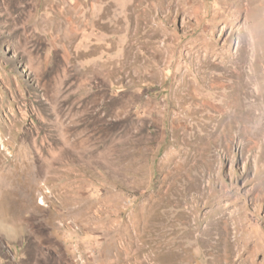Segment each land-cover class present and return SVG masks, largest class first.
Returning a JSON list of instances; mask_svg holds the SVG:
<instances>
[{
	"label": "rangeland",
	"instance_id": "rangeland-1",
	"mask_svg": "<svg viewBox=\"0 0 264 264\" xmlns=\"http://www.w3.org/2000/svg\"><path fill=\"white\" fill-rule=\"evenodd\" d=\"M0 264H264V0H0Z\"/></svg>",
	"mask_w": 264,
	"mask_h": 264
},
{
	"label": "bare ground",
	"instance_id": "bare-ground-1",
	"mask_svg": "<svg viewBox=\"0 0 264 264\" xmlns=\"http://www.w3.org/2000/svg\"><path fill=\"white\" fill-rule=\"evenodd\" d=\"M167 254H168V257H170V256L172 257V255H173V254H171V252H170V253H167ZM170 254H171V255H170ZM171 257H170V258H171Z\"/></svg>",
	"mask_w": 264,
	"mask_h": 264
}]
</instances>
